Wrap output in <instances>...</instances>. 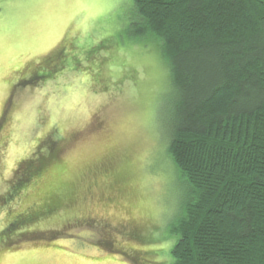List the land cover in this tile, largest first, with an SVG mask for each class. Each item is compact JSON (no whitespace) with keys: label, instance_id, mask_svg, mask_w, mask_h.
<instances>
[{"label":"rangeland","instance_id":"rangeland-1","mask_svg":"<svg viewBox=\"0 0 264 264\" xmlns=\"http://www.w3.org/2000/svg\"><path fill=\"white\" fill-rule=\"evenodd\" d=\"M134 18L132 0H0V231L41 203L48 173L13 187L46 141H59L54 169L76 191L75 203L11 232L21 240L0 246V264L169 262L182 200L164 159L169 69L156 42L126 32ZM104 163L112 171L95 176ZM39 233L49 238L26 240Z\"/></svg>","mask_w":264,"mask_h":264},{"label":"trees","instance_id":"trees-1","mask_svg":"<svg viewBox=\"0 0 264 264\" xmlns=\"http://www.w3.org/2000/svg\"><path fill=\"white\" fill-rule=\"evenodd\" d=\"M132 2L135 18L126 32L156 42L169 69L164 159L182 191L180 215L167 235L170 264H264V38L258 28L264 0ZM58 144L46 141L23 165L14 193L47 173L49 186L37 207L0 231L8 236L1 248L21 240L11 232L75 203L73 184L54 169L61 163ZM110 171L105 163L93 169L95 176ZM122 175H114L115 184ZM46 234L54 239L61 232ZM46 234L26 240L44 241ZM100 242L106 252H117L109 236Z\"/></svg>","mask_w":264,"mask_h":264},{"label":"snow or ice","instance_id":"snow-or-ice-1","mask_svg":"<svg viewBox=\"0 0 264 264\" xmlns=\"http://www.w3.org/2000/svg\"><path fill=\"white\" fill-rule=\"evenodd\" d=\"M51 2H58V0H51ZM258 28L260 30V35L262 38H264V18L261 19L259 25H258ZM91 131V130H89ZM86 134V133H85ZM32 264H37V262H32Z\"/></svg>","mask_w":264,"mask_h":264},{"label":"flooded vegetation","instance_id":"flooded-vegetation-1","mask_svg":"<svg viewBox=\"0 0 264 264\" xmlns=\"http://www.w3.org/2000/svg\"><path fill=\"white\" fill-rule=\"evenodd\" d=\"M39 190L42 191L43 189H42V190L39 189ZM29 210H31V208H30ZM90 219H91V220H90ZM90 219H89V220H90L92 223H93V222L96 223V222H95L96 220H93L92 218H90ZM101 225H103V224H101Z\"/></svg>","mask_w":264,"mask_h":264}]
</instances>
